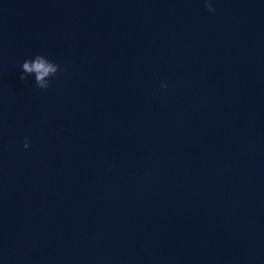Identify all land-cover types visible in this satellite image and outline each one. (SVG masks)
I'll list each match as a JSON object with an SVG mask.
<instances>
[{"label":"water","instance_id":"1","mask_svg":"<svg viewBox=\"0 0 264 264\" xmlns=\"http://www.w3.org/2000/svg\"><path fill=\"white\" fill-rule=\"evenodd\" d=\"M0 264H264V217L126 222L0 211Z\"/></svg>","mask_w":264,"mask_h":264},{"label":"clouds","instance_id":"2","mask_svg":"<svg viewBox=\"0 0 264 264\" xmlns=\"http://www.w3.org/2000/svg\"><path fill=\"white\" fill-rule=\"evenodd\" d=\"M206 7L208 11L215 12V8L211 0H206ZM59 65L49 61L42 55H37L34 60H26L22 64V74L20 76L21 80L27 79L28 74H35V81L39 88L47 89L50 87L49 80H46V77L54 76L58 70ZM162 87H167V84H163ZM30 146L28 138H25L24 147L27 149Z\"/></svg>","mask_w":264,"mask_h":264}]
</instances>
